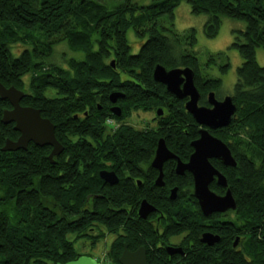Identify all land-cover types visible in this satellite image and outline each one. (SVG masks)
<instances>
[{
	"label": "trees",
	"instance_id": "trees-1",
	"mask_svg": "<svg viewBox=\"0 0 264 264\" xmlns=\"http://www.w3.org/2000/svg\"><path fill=\"white\" fill-rule=\"evenodd\" d=\"M181 1L0 0V82L22 88L26 94L20 102L40 109L64 146L54 163L47 157L48 145L29 142L25 150L0 149V264L76 259L81 253L68 234L84 236L88 226L100 224L105 233L116 235L106 252L114 264H120L124 244L129 250L143 245L148 264H264V66L255 57L256 47H264V0H185L192 13L208 14L203 32L209 38L218 34L222 16L245 21L231 42L242 58L230 95L236 111L227 126L210 130L229 146L236 165L210 159L227 186L215 179L209 186L217 194L229 188L236 209L204 216L193 194L192 174H176L171 159L164 162L165 185L153 181L157 172L150 161L158 139L187 160L200 128L185 110V99L154 80V66L191 67L199 104H208L210 91L217 97L221 85L220 78L202 73L198 57L185 49L196 42L194 28L182 34L172 28L173 10ZM165 15L170 27L159 23ZM128 28L146 36L136 53L126 37ZM62 41L83 57H70L66 65L49 62L54 45ZM18 42L29 46L15 54ZM222 56L210 54L207 64ZM228 66L225 61L222 71ZM47 87L58 96H46ZM114 91L123 96L112 103ZM7 102L0 99V117ZM113 104L121 115L110 111ZM139 110H153L155 125L136 128L122 121L112 130L104 125L109 117L121 121ZM10 133L18 132L0 120V148ZM143 168L148 171L140 172ZM102 169L113 170L118 182L100 178ZM174 186L176 197L170 199ZM144 198L156 210L141 218L138 207ZM99 230L98 241L104 235ZM204 231L219 234L220 240L211 246L200 242ZM180 234L185 255L169 256L161 241Z\"/></svg>",
	"mask_w": 264,
	"mask_h": 264
},
{
	"label": "water",
	"instance_id": "water-1",
	"mask_svg": "<svg viewBox=\"0 0 264 264\" xmlns=\"http://www.w3.org/2000/svg\"><path fill=\"white\" fill-rule=\"evenodd\" d=\"M114 66L113 60L111 61ZM155 81L162 83L166 90L179 99H185V110L193 117L195 122L200 125L198 130L199 136L191 141L193 151L187 161H182L176 157L167 147L164 139L161 137L157 141L154 156L151 160V166L158 169L159 174L155 179L158 186H162L163 172L162 165L167 159L176 158L175 172L183 174L189 171L193 177V194L197 199L201 213L209 216L212 213H221L228 210L236 209V200L229 188H226L223 194H217L209 187L215 179L217 184L226 187L227 181L225 175L220 172L210 161L212 158L221 160L226 166H235L236 160L232 155L229 146L219 137L213 135L210 130L227 126L236 111V105L230 95L219 99L214 91L207 95V105L199 104L200 93L194 83V71L191 67H173L166 68L164 65L157 63L152 72ZM26 92L16 88L13 85L6 87L0 82V99L7 100L11 108L2 110L1 122L9 124L13 122V129L19 132L17 139L6 138L1 146V151H16L27 149L28 143L33 142L37 146L48 145L51 147L47 155L49 161L54 163V157L59 155L64 146L55 136V125L47 117L41 115L40 109L22 105L21 99ZM123 93L111 92L109 99L115 103ZM110 111L116 116L121 115V108L113 104ZM157 115H161L163 110L158 108ZM99 176L109 184H116L118 177L112 170L102 169ZM177 187L170 190L169 197H176ZM156 208L145 198L140 201L138 215L146 218ZM220 239L219 235L205 231L201 234L200 241L207 245H213ZM237 236L233 246L238 243ZM168 254L183 253L180 246H165ZM120 264H148L146 258V249L140 245L135 250H129L127 245H123L122 252L118 258ZM57 264H101L96 258L80 255L76 259Z\"/></svg>",
	"mask_w": 264,
	"mask_h": 264
},
{
	"label": "rangeland",
	"instance_id": "rangeland-1",
	"mask_svg": "<svg viewBox=\"0 0 264 264\" xmlns=\"http://www.w3.org/2000/svg\"><path fill=\"white\" fill-rule=\"evenodd\" d=\"M101 1L107 2L109 4H114L117 3L119 0H101ZM150 1L151 0H132V2H135L138 5L148 4ZM207 17H208L207 13H200V14L192 13L189 3L185 0H182L173 10L172 28L177 33L180 34H182L183 32H185L190 28H194L196 42L193 46H185V49L188 52L194 53L198 57V61L202 73L207 72L209 75L221 79V85L217 90V97L221 99L227 95H232L234 91V84L237 78V67L242 63V58L238 50L231 46V42L233 40L235 32L238 30H243L245 28V21L240 19H234L227 16H222L221 17L222 22L218 34L213 38H209L205 36L203 32V25L207 20ZM159 23L166 27L171 26L170 18L168 17V15L159 18ZM163 32L168 33V31L166 30H163ZM126 37L129 41V44L131 46V51L133 53H136L139 50L141 43L146 39V36L143 38L138 37L132 28L127 29ZM27 46H29V44L18 42L17 44L13 45L12 51L15 54H18L20 50L26 48ZM217 52H224V56H222L219 59H216L214 63L207 64L209 55ZM70 57L82 58L83 53L80 51H72L69 48V46L66 44V42L62 41L54 45V51L49 59V62L66 65L67 63L66 61ZM255 57L258 64L264 66V47L262 46L256 47ZM225 61H228L229 66L225 71H222L221 66L225 63ZM113 67H115V65ZM10 85L13 84H5L6 87ZM44 94L48 97L58 96L57 91L52 87H47L44 91ZM21 104L26 105L23 103ZM4 108L10 109L11 105L8 103V106H3L2 110ZM155 115L156 114L153 110L146 112L140 110L133 111L125 118V120L119 121L118 119L109 117L111 121L108 122L107 121L108 118H107V120L104 122L105 123L104 125L108 130H112L115 127L119 126L122 121L123 122L125 121L126 123H129L136 128H143L147 125L154 126L155 120L153 118ZM11 129H13V122L11 123ZM18 133L15 135L10 133L9 135H7L8 136L7 138L13 140L14 138L17 137ZM92 227L95 228L96 230L95 233H99L100 231L99 229H101L104 234L101 240L98 241V244L92 251L90 250L89 247L90 242L86 240L84 237L79 236L77 232L69 233L68 238L73 241L74 246L78 251V253L91 251L93 256H97V259L100 261V263L114 264V262L108 257L106 252L110 246L111 241L116 237V235L114 233H105L107 232V230L106 227L102 224H100L98 227L95 225ZM182 236L183 234L170 236L168 241L170 243H178L179 241H181L180 239Z\"/></svg>",
	"mask_w": 264,
	"mask_h": 264
},
{
	"label": "flooded vegetation",
	"instance_id": "flooded-vegetation-1",
	"mask_svg": "<svg viewBox=\"0 0 264 264\" xmlns=\"http://www.w3.org/2000/svg\"><path fill=\"white\" fill-rule=\"evenodd\" d=\"M21 51V50H20ZM19 51V52H20ZM2 113V112H1ZM163 114V113H162ZM161 114V115H162ZM1 116H2V114H1ZM160 116V115H159ZM1 118V117H0ZM1 120V119H0ZM107 120V119H106ZM14 125V124H13ZM18 132V131H17ZM18 135H19V133H18ZM18 135H17V137H18ZM17 137L16 138H14L13 140H15V139H17ZM164 139V138H163ZM29 144V143H28ZM173 153V152H172ZM174 154V153H173ZM175 155V154H174ZM176 157H178V156H176ZM179 158V157H178ZM152 160V159H151ZM168 160V159H167ZM171 160H173L174 161V172H175V166H176V158H172ZM188 160V159H187ZM187 160H182V161H187ZM150 166H151V161H150ZM152 167V166H151ZM153 169H155V171L157 172V174H156V176H155V178H154V184L156 185V183H155V179H156V177L158 176V174H159V171H158V169H156V168H154V167H152ZM146 169L147 168H143L142 170H140V172H143V173H145V172H147L146 171ZM106 170H110V169H106ZM113 171V170H112ZM162 172H163V182H164V163H163V165H162ZM185 172V171H184ZM189 172V171H188ZM152 173V172H151ZM176 173V172H175ZM116 174V173H115ZM177 174V173H176ZM178 175H181V174H178ZM118 177V176H117ZM193 178V177H192ZM136 179V181H137V183L139 184V185H141V180L137 177V178H135ZM165 185V182H164V184L162 185V187ZM156 186H158V185H156ZM161 187V186H160ZM174 187H177V186H174ZM173 187H171L170 188V190L172 189ZM178 188V187H177ZM177 192V191H176ZM169 194H170V191H169ZM218 213V212H217ZM221 213H223V212H221ZM89 230L88 231H86L85 232V235L84 236H82V237H84L86 240H88L89 242H90V245H89V247H90V250L92 251L95 247H96V245L98 244V239H96L95 237L98 235V233H95V228L94 227H89L88 228ZM205 232V231H204ZM208 232H210V231H208ZM203 233V232H202ZM201 233V234H202ZM214 234H216V233H214ZM217 235H219V234H217ZM200 237H201V235H200ZM200 237H199V241H200ZM220 237V236H219ZM182 238V237H181ZM168 239H169V237L167 238V241H161V246L162 247H164V249L166 250V248H165V246L166 245H171V246H180V247H182V250H183V245H181L180 243H181V241H179L178 243H170L169 241H168ZM181 240V239H180ZM220 240V239H219ZM201 242V241H200ZM189 245H191L190 243L189 244H185V246H187L186 248H188L189 247ZM190 249H192L191 247H190ZM91 251H86V252H82L80 255H86V256H90V257H93V258H96V260L97 261H99L98 259H97V256H93V254L91 253ZM167 252V251H166ZM168 253V252H167ZM169 256H184L185 255V250H183V253L182 254H180V253H174V254H172V255H170V254H168ZM78 257V256H77ZM100 262V261H99Z\"/></svg>",
	"mask_w": 264,
	"mask_h": 264
},
{
	"label": "built area",
	"instance_id": "built-area-1",
	"mask_svg": "<svg viewBox=\"0 0 264 264\" xmlns=\"http://www.w3.org/2000/svg\"><path fill=\"white\" fill-rule=\"evenodd\" d=\"M108 122H110L111 120L108 118V120H107Z\"/></svg>",
	"mask_w": 264,
	"mask_h": 264
}]
</instances>
